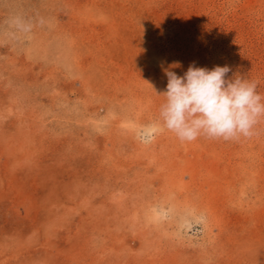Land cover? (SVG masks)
<instances>
[{
  "label": "rangeland",
  "instance_id": "obj_1",
  "mask_svg": "<svg viewBox=\"0 0 264 264\" xmlns=\"http://www.w3.org/2000/svg\"><path fill=\"white\" fill-rule=\"evenodd\" d=\"M193 62L264 97V0H0V264H264V118L137 137Z\"/></svg>",
  "mask_w": 264,
  "mask_h": 264
},
{
  "label": "clouds",
  "instance_id": "obj_2",
  "mask_svg": "<svg viewBox=\"0 0 264 264\" xmlns=\"http://www.w3.org/2000/svg\"><path fill=\"white\" fill-rule=\"evenodd\" d=\"M166 91L160 94L158 116L141 126L138 139L152 143L164 131L181 142H193L201 136L208 139L236 140L250 138L264 118V97L257 92V82L239 75L226 78L231 68L212 69L189 65L182 76L163 68Z\"/></svg>",
  "mask_w": 264,
  "mask_h": 264
},
{
  "label": "bare ground",
  "instance_id": "obj_3",
  "mask_svg": "<svg viewBox=\"0 0 264 264\" xmlns=\"http://www.w3.org/2000/svg\"><path fill=\"white\" fill-rule=\"evenodd\" d=\"M167 212V211H166ZM171 213V212H170Z\"/></svg>",
  "mask_w": 264,
  "mask_h": 264
}]
</instances>
